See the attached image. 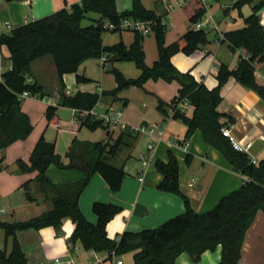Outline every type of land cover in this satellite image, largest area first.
<instances>
[{"label":"crops","instance_id":"1","mask_svg":"<svg viewBox=\"0 0 264 264\" xmlns=\"http://www.w3.org/2000/svg\"><path fill=\"white\" fill-rule=\"evenodd\" d=\"M81 0H0V34L8 33L14 27L50 15L60 9ZM237 0L221 3L224 15H218L208 9V17L215 25L210 31L209 43L203 45L192 54L178 52L172 56V63L181 72H191L209 89L218 85L217 73L220 64L224 63L231 69H236L245 53L241 50L232 51L224 42L225 33L245 26L244 18L251 15L253 7L260 2L254 1L242 7L241 12L234 7ZM146 8L155 10L167 26L166 43L172 44L185 34L191 27L186 16L178 14L173 3L177 0H153L151 5L142 0ZM207 2V1H206ZM209 6V2H207ZM132 0H117L118 11L131 10ZM184 10V8H183ZM219 13V12H218ZM88 13L90 24L100 19V14ZM186 14V12H185ZM262 25H264V7L259 11ZM205 18V19H207ZM85 20V19H84ZM83 20V21H84ZM83 24V22H82ZM89 24V25H90ZM104 37L106 46L124 42L130 46L135 38V31L123 28L117 31H107ZM116 32L115 34H112ZM143 46L146 53V63L152 66L158 59V47L154 33L144 35ZM5 68L11 64L10 52L6 46L0 47ZM256 76L264 85V62H256ZM113 68L118 69L126 78H137L141 70L133 61H104L103 56L89 58L83 61L77 72L63 76L67 94L90 92L102 94L117 87ZM78 76H85L90 81L78 82ZM29 81H37L45 87L46 95H26L21 98L23 111L30 116L34 129L25 140H18L7 148L0 149V204L9 210L8 222L26 221L40 216L53 206L51 189L42 191L36 181L38 172H22L17 162L23 160L29 163L30 156L39 140L45 138L54 143L55 150L62 157L64 164L70 163L67 152L74 141L106 143L110 136L114 138L120 133L110 134L105 128L90 129L81 126L77 120V111L72 107L59 105L60 79L52 57L44 56L32 65ZM181 84L177 80L149 79L143 86H132L117 94L102 95L96 105L95 112L105 113L109 108L122 110L123 120L131 127L151 123L162 126L163 142L157 144L152 151L147 145L153 140L148 134L139 135L133 148H124L115 156H106L107 160L117 166H124L125 175L119 191H113L100 173H95L84 191L79 205L92 222L97 223L98 217L93 211L96 201L111 203L121 207L107 225L108 237L118 240L125 231H141L156 228L172 217L186 212V204L182 196L159 189L163 174L156 168V162L169 161L172 152L179 162V184L181 191L186 194L192 207L204 213L213 209L220 200L238 190L247 180L241 172L229 162L223 153L207 143L201 130H196L187 140V125L180 119L164 115L158 109L159 101L171 104L179 94ZM222 100L218 111L224 116L220 119L225 127L231 129L235 138L243 145L250 143L247 154L256 163L264 159V98L256 91L240 84L234 77H230L221 89ZM50 105H57L58 122L50 123L46 118V111ZM181 111L192 116L194 106L188 101L181 103ZM145 154L149 158V165L144 166L140 158ZM189 156L190 161H187ZM47 176L54 184H65L80 180L84 172L77 168L62 169L51 165ZM29 182V191L33 200L26 196L24 184ZM193 183V185H190ZM40 211H36V210ZM42 212V213H36ZM28 214V215H25ZM34 214V215H33ZM75 223L71 218L63 220L60 231L53 226L41 229H26L17 233V238L25 252L29 264H103L112 260L108 252L87 250L81 242H72L71 236ZM6 239L3 247L9 251L12 238ZM123 264H134V252L123 254ZM56 258L61 263H56ZM222 259V246L215 250H208L201 259L195 262L188 252H183L177 259V264H218ZM122 260V259H121ZM117 264V262H114ZM239 264H264V211L260 210L252 226L246 233L242 246Z\"/></svg>","mask_w":264,"mask_h":264},{"label":"trees","instance_id":"2","mask_svg":"<svg viewBox=\"0 0 264 264\" xmlns=\"http://www.w3.org/2000/svg\"><path fill=\"white\" fill-rule=\"evenodd\" d=\"M15 1V0H7ZM131 10L120 12L117 0H81L60 9L50 15L14 27L8 33L0 34V47L6 46L10 52L12 69L6 70L0 80V149L12 145L18 140L27 139L34 126L30 116L22 109L20 95L44 97L45 87L37 81H29L33 63L50 55L56 66L60 79L59 105L72 107L77 111L78 122L90 129L103 127L100 120L93 115H81L96 107L102 95L117 94L132 86H143L149 79L177 80L181 84L179 94L172 103L159 101L158 109L164 115L182 120L188 127V140L196 130H201L207 143L220 150L236 170L247 180L238 190L224 196L211 210L200 213L196 211L186 194L180 189L179 162L172 152L169 161L158 160L156 168L163 174L159 189L176 193L183 197L186 212L170 218L156 228L141 231H125L118 240L108 237L107 225L121 211V207L111 203L96 201L93 211L98 217L97 223L90 222L82 212L79 199L95 173H100L113 191L122 187L125 175L124 166L110 163L106 156H115L124 148H133L139 133L130 128L121 131L115 138L110 136L106 143L74 141L67 155L69 164H64L62 157L56 153L55 145L42 135L31 156L29 163L18 160L22 172L37 171L36 181L42 191L51 189L54 193L52 208L40 216L20 222L1 224L6 239L12 238V247L0 249V264H29L28 258L18 241L17 233L26 229H41L53 226L60 231L63 220L71 218L75 223L72 242H81L87 250L95 252H112L123 255L134 252V264H177V257L188 252L195 262L208 250L222 246V259L218 264H239L246 233L254 223L260 210L264 211V159L254 163L247 153L236 150L228 137L222 133L225 127L220 119L224 116L218 111L222 100L221 89L230 77L240 84L256 91L264 98V85L256 76V62H264V25L259 11L264 7L260 0L253 7L251 15L244 18L245 26L225 33L224 42L232 51L241 50L242 56L238 67L231 69L222 63L217 73L218 85L209 89L198 81L191 72H181L172 63V56L178 52L192 54L209 43L208 31L196 29L194 25L203 19L207 6L202 0H194L184 5V11L191 23L190 29L172 44L166 43L167 26L155 10L145 7L142 0H132ZM256 0H237L234 7L241 9ZM100 14V19L84 26L83 20L88 13ZM132 17L139 20H152L153 33L158 47V59L152 66L146 63L143 46L144 35L136 32L130 46L124 42L106 46L103 34L108 31L106 22L119 26L123 18ZM114 31H119L116 29ZM109 55L108 61H133L141 70L137 78H126L121 71L113 68L117 87L102 94L77 92L67 94L63 76L77 72L80 64L89 58ZM78 82L90 81L85 76H78ZM188 101L194 106L193 115L187 116L181 111V103ZM57 105H50L46 111L48 122H58ZM104 128V127H103ZM189 162V156L187 158ZM51 165L59 168H77L84 176L74 182L54 184L47 176ZM26 196L33 200L29 191V182L24 184Z\"/></svg>","mask_w":264,"mask_h":264},{"label":"built area","instance_id":"3","mask_svg":"<svg viewBox=\"0 0 264 264\" xmlns=\"http://www.w3.org/2000/svg\"><path fill=\"white\" fill-rule=\"evenodd\" d=\"M191 1H194V0H177V3L179 5L184 6L187 2H191ZM202 1L208 7L206 0H202ZM154 24H155V22L152 20H139V19H134L132 17H126V18L122 19V22L119 26H116L112 22H106L104 26L109 31H114L116 29L121 30L123 28H129L135 32L142 34V35H148L150 33H153V25ZM214 25H215L214 21L211 18L210 19L207 18V19H203V20H200L199 22H197L194 25V27L196 29H205L206 30V29H212L214 27ZM103 58H104V61L107 62L109 60V55L104 54ZM9 69H12V64H10L9 66H7L5 68L3 55L0 53V80L3 79L4 72L6 70H9ZM26 95H31V94L28 92H24L23 94L20 95V98H22ZM88 114H91L97 120H100L102 123V126L110 134H114L116 132H121L123 130L130 128L134 132L139 133V135H141V134L150 135L153 138V140L147 145V149L149 151H152L157 144H160L161 142H163L164 131H163L162 126H160L158 124L146 123V124H142V125L137 126V127H131L123 120L122 110L115 109V108H109L105 113L99 114V113H96L95 109L93 108L91 110L83 111L81 113V115H88ZM77 120H78V118H77ZM222 133L224 136L229 138L233 147L236 150L242 151L245 153L247 152L248 147L250 146V143H248L246 145L241 144L235 138V136L232 134L231 129L229 127H223ZM140 158H141L144 166L149 165V158L145 154H141ZM253 162L256 163L254 160H253ZM0 169H1V162H0ZM190 185H193V183H190ZM8 217H9L8 208H6L5 206H2L0 204V228H1L2 223L8 222ZM2 248H3L2 242H0V249H2ZM111 254H112V257L117 256L115 252H112ZM55 262L61 263V259L56 258ZM72 263H73V261L68 262V264H72ZM117 264H123V261L121 259H118Z\"/></svg>","mask_w":264,"mask_h":264},{"label":"rangeland","instance_id":"4","mask_svg":"<svg viewBox=\"0 0 264 264\" xmlns=\"http://www.w3.org/2000/svg\"><path fill=\"white\" fill-rule=\"evenodd\" d=\"M152 1L153 0H146V2H147V4H150L151 5V3H152ZM207 2H209V10L210 11H214V13L216 12V14H218V15H224L223 14V12H222V9H220L221 8V3H223V2H227L228 0H206ZM173 7H175L176 8V11L175 12H177L178 14H180L181 15V17L182 16H186V14H185V11L183 10V8L182 7H180V6H178V5H176L175 3H173ZM219 12V13H218ZM90 16H93L94 15V13L93 12H91L90 14H89ZM208 17V9H207V13H206V15L203 17V19H205V18H207ZM202 19V20H203ZM90 24V22L88 21V19L86 18L84 21H83V25L84 26H87V25H89ZM207 31H210V29H206ZM118 32V31H117ZM110 32H105L104 33V37H106V35L107 34H109ZM116 32H113L112 34H115ZM49 57H51L50 55H48ZM36 210V209H35ZM36 211H40V210H36ZM36 213H42V212H36ZM25 215H28V214H25ZM34 215V214H33ZM35 217H37V216H35ZM35 217H32V218H35ZM31 219V218H30ZM27 220H29V219H27ZM25 221V220H24ZM10 241H11V239L9 238V247H10ZM0 242H2L3 244H4V242H5V234H4V231L2 230V228H0ZM118 259H122V261H124L125 260V258L123 257V255H117V256H114L113 257V259L112 260H107V261H105L103 264H114V262H117V260Z\"/></svg>","mask_w":264,"mask_h":264}]
</instances>
